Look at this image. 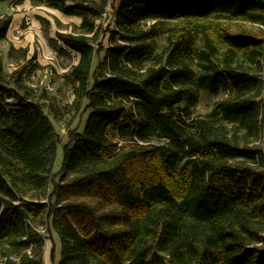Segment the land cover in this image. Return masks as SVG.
Here are the masks:
<instances>
[{"label": "trees", "instance_id": "1", "mask_svg": "<svg viewBox=\"0 0 264 264\" xmlns=\"http://www.w3.org/2000/svg\"><path fill=\"white\" fill-rule=\"evenodd\" d=\"M72 2L58 8L79 31L58 37L79 55L73 102L33 100L0 58V104L14 101L0 105V264H44L40 228L59 264H264V0L114 1L106 74L109 0ZM11 23L0 15V42ZM203 89L227 97L193 117ZM65 111L88 113L82 130L58 132Z\"/></svg>", "mask_w": 264, "mask_h": 264}, {"label": "rangeland", "instance_id": "2", "mask_svg": "<svg viewBox=\"0 0 264 264\" xmlns=\"http://www.w3.org/2000/svg\"><path fill=\"white\" fill-rule=\"evenodd\" d=\"M114 1L117 4L118 0H109L108 5L105 7L106 11L96 20V29L99 32V36L94 46L102 51L96 56L95 62L99 57L104 64L103 74H106L107 71L106 65L109 57L108 50L112 45V31L116 30L115 13L110 6ZM12 2L17 4L14 11L11 9ZM4 4L5 7L1 8V14L12 17L13 23L9 30L10 36L0 42V58L4 71L9 74L17 70V68H24L26 73L23 76L24 83L32 88V99L39 103L46 106L53 104L61 107L73 102L75 95L68 80V75L71 73L73 66L78 63L79 55L66 47L58 37V33H75L79 31L82 16L79 14L69 16L58 8L61 5H73L72 0H8ZM97 6H102V0H97ZM230 26L235 31L251 29L259 32L260 30L258 25L240 22L231 23ZM15 45L19 48H16ZM31 47L35 50V54L31 53V55L24 56L23 50L28 53V48L30 49ZM40 58L41 60L39 61ZM34 60L37 63H33ZM226 97L227 92L224 90L218 94H214L209 90H200L198 104L192 109L193 117L209 115L216 105ZM13 102L12 99H8L0 105L10 108L8 104ZM45 110H48V108L46 107ZM261 110L263 118L264 102L261 103ZM87 114H85V118ZM85 118L82 121L80 112L65 111V118L60 122H55V125L58 132L66 136L69 127L75 128L79 126L80 130H82L85 125ZM262 125L257 144L264 143V119ZM154 142L162 143L163 141L155 138ZM62 145L60 144L58 147L57 159L50 173L52 177L61 168L63 159ZM40 232L45 240L43 263L53 264L51 254L54 247L55 264H59L62 259L60 237L55 231H45V228H40Z\"/></svg>", "mask_w": 264, "mask_h": 264}, {"label": "crops", "instance_id": "3", "mask_svg": "<svg viewBox=\"0 0 264 264\" xmlns=\"http://www.w3.org/2000/svg\"><path fill=\"white\" fill-rule=\"evenodd\" d=\"M4 3H5V2H1V3H0V15H2V14H1V8H2V7H5V6H4V5H5ZM3 4H4V5H3ZM11 24H13V23H11ZM11 27H12V25H10V29H11ZM10 29H9V30H10ZM9 36H10V32H8V36H7V38H8ZM15 47H16V48H19V47H17V45H15ZM22 47H24V46H22ZM23 49H24V48H23ZM28 50H29V51H28V55H29V54L31 55V53H34V54H35V50H33V47H31L30 49L28 48ZM39 56H41V55H39ZM40 60H41V58L39 59V61H40Z\"/></svg>", "mask_w": 264, "mask_h": 264}, {"label": "built area", "instance_id": "4", "mask_svg": "<svg viewBox=\"0 0 264 264\" xmlns=\"http://www.w3.org/2000/svg\"><path fill=\"white\" fill-rule=\"evenodd\" d=\"M9 1H11V0H9ZM13 5H14V6H13ZM15 7H17L16 2H12V7H11L12 11L15 10ZM52 72H53V71H52ZM51 80H52V79H51ZM45 231H46V229H45Z\"/></svg>", "mask_w": 264, "mask_h": 264}]
</instances>
